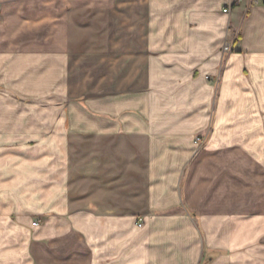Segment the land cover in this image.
Returning a JSON list of instances; mask_svg holds the SVG:
<instances>
[{"label":"crops","instance_id":"obj_1","mask_svg":"<svg viewBox=\"0 0 264 264\" xmlns=\"http://www.w3.org/2000/svg\"><path fill=\"white\" fill-rule=\"evenodd\" d=\"M230 2L0 0V86L62 110V162L0 173V264H264V0Z\"/></svg>","mask_w":264,"mask_h":264},{"label":"rangeland","instance_id":"obj_2","mask_svg":"<svg viewBox=\"0 0 264 264\" xmlns=\"http://www.w3.org/2000/svg\"><path fill=\"white\" fill-rule=\"evenodd\" d=\"M53 102L52 99L43 98L40 91L33 93L0 86V173H4V170L8 172V167L18 163V169L22 168L17 169L18 173L37 175L45 166L41 165L43 161L62 162V156L58 154L59 139L49 134L54 124L49 121V116L62 113L61 108L53 105ZM66 113H69L68 109ZM73 134L76 133L72 132L67 139L68 158L73 167H83L84 173L90 174L93 172L91 164L103 161L105 154L97 152L95 147L91 148L100 146L99 141ZM26 163L31 165L29 171L25 170Z\"/></svg>","mask_w":264,"mask_h":264},{"label":"built area","instance_id":"obj_3","mask_svg":"<svg viewBox=\"0 0 264 264\" xmlns=\"http://www.w3.org/2000/svg\"><path fill=\"white\" fill-rule=\"evenodd\" d=\"M251 3V4H256L259 3V0H231L229 6H227L224 9V12L228 13L231 9V7H233L234 5H240L242 3ZM2 21V17L0 16V22ZM234 50V42H226L224 47H223V53H231ZM94 209H96V207H94ZM140 221L143 223L144 219H140Z\"/></svg>","mask_w":264,"mask_h":264}]
</instances>
